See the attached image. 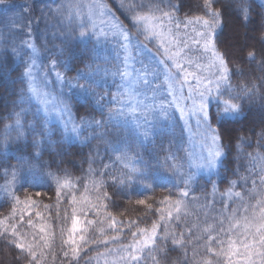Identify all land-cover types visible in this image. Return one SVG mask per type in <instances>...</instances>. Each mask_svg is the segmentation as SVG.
<instances>
[{"label": "trees", "instance_id": "obj_1", "mask_svg": "<svg viewBox=\"0 0 264 264\" xmlns=\"http://www.w3.org/2000/svg\"><path fill=\"white\" fill-rule=\"evenodd\" d=\"M1 1L19 11L13 19L0 10V264L229 263L234 227L247 218L264 224V0H103L157 53L141 18L181 34L200 20L213 33L228 75L207 90L205 125L218 136L222 158L201 176L181 119L171 112L154 128L147 116L152 94L163 100L165 90L150 86L132 96L134 108L145 105L141 133L137 122H125L122 108L132 103L120 87L123 59H100L93 42L81 40L73 12L81 0ZM25 39L44 70L64 79L75 138L33 101ZM98 65L108 79L95 74ZM145 239L150 244L141 249Z\"/></svg>", "mask_w": 264, "mask_h": 264}, {"label": "rangeland", "instance_id": "obj_2", "mask_svg": "<svg viewBox=\"0 0 264 264\" xmlns=\"http://www.w3.org/2000/svg\"><path fill=\"white\" fill-rule=\"evenodd\" d=\"M122 1L116 0L119 5H122ZM18 9V6L0 0V10L8 11L9 18L16 19ZM48 12L61 16L59 8L51 7ZM73 12L83 28L81 40L93 42L100 59L109 60L112 55L123 59L121 67L123 83L120 87L127 99L131 96L132 103L130 107L125 103L127 106L124 104L122 108L125 111L123 116L125 122L128 124L137 122L139 124H136L137 130L141 133L139 128L143 118L148 120L147 116L151 115L154 128H158L159 123H156V119L164 120L174 112L181 119L188 138L192 141L195 151L192 158L195 174L197 176L213 174L219 166L222 154L218 136L210 132L205 125L209 113L208 103L211 101L207 90L213 92L215 86L218 90L227 74V68L215 50L213 33L208 27L200 20H196L189 23L186 32L181 34L168 23L165 24L158 19L141 18L138 22L143 32L147 33V39L155 41L159 50L157 53L135 40L118 22L103 0H81L74 5ZM47 14L45 12L42 16L46 17ZM182 27L186 26L179 25L177 28ZM19 29L18 25L17 30ZM246 35V38L252 36L251 33ZM24 41L29 42L27 48L30 51V63L27 79L33 101L51 122L60 124L75 138L78 130L65 104L64 88L67 90L68 88L65 87L64 79L54 70L48 74L42 65L39 50L32 45L31 40ZM95 74L100 80L108 79L106 66L103 68L102 65H98ZM216 81L217 85H214ZM150 86L155 91L165 90L166 99H157L156 94H152L153 102L150 103L155 105V102L160 100L159 103L162 105L154 108L150 104L151 110L145 117L142 110L145 105L140 102V106L144 105L142 109L134 108L138 106V100L132 96L137 94L140 97L139 93L145 96L151 90ZM79 224V219H76L74 228L76 233ZM263 227L264 224L257 218H247L245 223L237 224L229 241L230 256L229 263L226 264H261ZM149 244V240L145 239L140 248L144 249Z\"/></svg>", "mask_w": 264, "mask_h": 264}]
</instances>
